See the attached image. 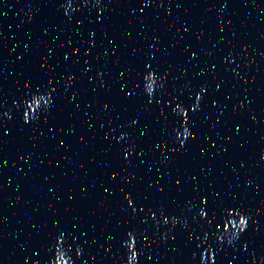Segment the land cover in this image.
Listing matches in <instances>:
<instances>
[{
  "label": "water",
  "instance_id": "95a60500",
  "mask_svg": "<svg viewBox=\"0 0 264 264\" xmlns=\"http://www.w3.org/2000/svg\"><path fill=\"white\" fill-rule=\"evenodd\" d=\"M0 264H264V0H0Z\"/></svg>",
  "mask_w": 264,
  "mask_h": 264
}]
</instances>
